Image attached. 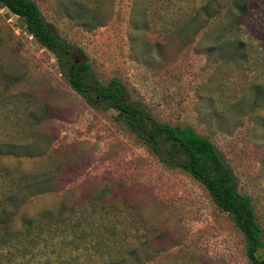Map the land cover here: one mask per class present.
Returning a JSON list of instances; mask_svg holds the SVG:
<instances>
[{
    "label": "rangeland",
    "instance_id": "374dc122",
    "mask_svg": "<svg viewBox=\"0 0 264 264\" xmlns=\"http://www.w3.org/2000/svg\"><path fill=\"white\" fill-rule=\"evenodd\" d=\"M33 1L98 81L119 78L153 118L208 138L264 227V0H245L239 12L234 0H73L97 10L91 28L69 0ZM0 62L2 86L48 110L41 123L23 119L12 131L35 138L33 155L0 158V264H94L155 235L158 252L142 264H248L240 233L201 185L163 165L113 110L88 105L2 7ZM17 181L35 193L2 197ZM71 210L100 219L96 231L114 228L115 242H75L46 216Z\"/></svg>",
    "mask_w": 264,
    "mask_h": 264
},
{
    "label": "trees",
    "instance_id": "16d2710c",
    "mask_svg": "<svg viewBox=\"0 0 264 264\" xmlns=\"http://www.w3.org/2000/svg\"><path fill=\"white\" fill-rule=\"evenodd\" d=\"M68 2L70 4L67 5L72 6L71 11L77 19L89 17L93 21V24L89 21L91 26L88 28L98 23L96 9L82 5L83 3L79 1L69 0ZM244 3L245 0H234L232 7L239 12L243 9ZM0 7L16 15L21 20L24 31L54 56L58 72L67 85L88 105L96 109L113 110L114 121L132 132L163 165L180 169L198 182L216 209L226 213L234 228L240 233L243 253L248 264H264V227L256 221L250 197L238 191L231 168L208 138L197 134L187 124L171 125L153 118L141 101L129 99L126 88L119 78L111 77L105 83L98 81L85 59L79 61L72 57L70 44L59 36L51 23L44 19L33 0H0ZM143 9L145 8H141ZM141 13L144 14L143 11ZM140 25L137 24V20H133L134 29L146 27ZM5 77L6 72L0 62V129L2 130L0 158L8 155L32 156L35 138H15L12 131L17 129L16 126L23 119L28 118L34 124L41 123L47 116V106L44 104L39 106L37 103L26 104L28 102L22 99L25 97L23 91L11 92L2 86ZM18 178L11 180L19 181ZM18 181L12 187H8V192L1 196L8 197L16 189L19 190V196L22 199L27 194L35 193V191H28L27 186H21ZM46 181L44 178L40 184L36 182L35 188L38 190L45 188ZM80 203L78 202L79 205ZM101 205L98 207L93 205L91 213L95 214L100 210ZM46 216L54 221L56 226H61V232L63 230L69 233L75 232V237L72 238L75 242H84L83 240L88 237L96 243L110 245L117 237L114 228L107 234L103 229L96 231L95 229L103 223L99 219L95 224L96 220L91 221L93 218L89 214L77 215L71 210L64 216L60 213L54 218L51 214ZM86 227H88L87 231ZM154 237L145 236L138 245L124 250L108 249L105 251L106 258L102 256L94 264H142L158 252L152 244L163 239L159 235ZM5 240L8 239H1V241Z\"/></svg>",
    "mask_w": 264,
    "mask_h": 264
},
{
    "label": "built area",
    "instance_id": "2783aa9c",
    "mask_svg": "<svg viewBox=\"0 0 264 264\" xmlns=\"http://www.w3.org/2000/svg\"><path fill=\"white\" fill-rule=\"evenodd\" d=\"M14 15V14H13ZM15 17H17L16 15H14Z\"/></svg>",
    "mask_w": 264,
    "mask_h": 264
}]
</instances>
